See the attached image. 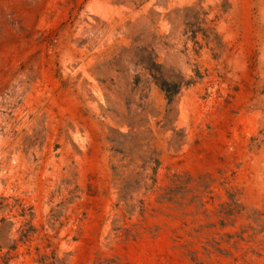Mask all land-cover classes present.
Listing matches in <instances>:
<instances>
[{"label": "rangeland", "instance_id": "1", "mask_svg": "<svg viewBox=\"0 0 264 264\" xmlns=\"http://www.w3.org/2000/svg\"><path fill=\"white\" fill-rule=\"evenodd\" d=\"M0 264H264V0H0Z\"/></svg>", "mask_w": 264, "mask_h": 264}]
</instances>
